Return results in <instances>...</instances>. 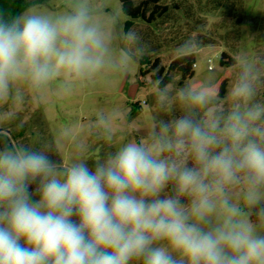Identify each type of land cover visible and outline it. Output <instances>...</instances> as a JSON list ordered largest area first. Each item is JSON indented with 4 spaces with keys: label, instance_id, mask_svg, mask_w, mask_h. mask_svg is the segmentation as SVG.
I'll return each instance as SVG.
<instances>
[{
    "label": "clouds",
    "instance_id": "clouds-1",
    "mask_svg": "<svg viewBox=\"0 0 264 264\" xmlns=\"http://www.w3.org/2000/svg\"><path fill=\"white\" fill-rule=\"evenodd\" d=\"M105 38L85 0L55 18L0 5V96L27 78L86 79ZM243 70L227 112L207 87L149 139L90 168L24 145L0 149V264H264V104ZM208 108L204 118L199 110Z\"/></svg>",
    "mask_w": 264,
    "mask_h": 264
},
{
    "label": "rangeland",
    "instance_id": "rangeland-1",
    "mask_svg": "<svg viewBox=\"0 0 264 264\" xmlns=\"http://www.w3.org/2000/svg\"><path fill=\"white\" fill-rule=\"evenodd\" d=\"M80 2L45 0L20 14L55 18ZM85 2L107 44L104 66L86 79L62 74L40 89L27 78L10 82L0 96V149L22 144L59 166L84 161L94 168L123 145L146 142L161 122L182 115L186 89L207 87L213 97L208 107L227 112L231 87L249 68L256 81L251 103L264 104V0H162L149 9L148 15L154 10L149 23L133 21L128 33L125 23L131 20L119 0ZM180 56L193 57V77L182 81L167 72L169 83L159 88L152 77H160L159 70L165 74ZM141 58L148 60L144 77ZM207 111L200 109L199 116Z\"/></svg>",
    "mask_w": 264,
    "mask_h": 264
},
{
    "label": "trees",
    "instance_id": "trees-1",
    "mask_svg": "<svg viewBox=\"0 0 264 264\" xmlns=\"http://www.w3.org/2000/svg\"><path fill=\"white\" fill-rule=\"evenodd\" d=\"M45 0H0V5H6L8 8L14 10L17 14L24 12L26 9L39 5L43 3ZM162 0H119L121 4V11L123 15L128 17L131 21H127L125 23V32L128 33L129 29L133 25V21L141 20L143 22L149 23V19L154 13L153 9H157L158 4ZM152 11L148 15L149 9L152 8ZM139 63V75L144 77L148 74L147 71H143L142 67L148 64V60L146 58H141L138 61ZM223 59L219 61V65H223ZM233 62H230L228 66H233ZM192 66H194V60L192 56H180L176 58L167 68L165 71L166 73L163 74L162 70L160 77L153 76L154 81H158V87L163 88L165 87L169 81L167 80V72H175L180 75L181 80L185 81L193 77ZM223 85L220 86L219 91L221 92ZM2 139L4 136L0 135V147L2 146ZM4 149V148H1Z\"/></svg>",
    "mask_w": 264,
    "mask_h": 264
}]
</instances>
